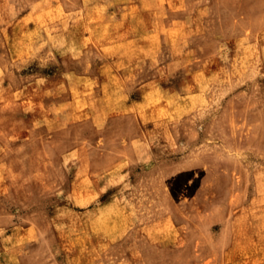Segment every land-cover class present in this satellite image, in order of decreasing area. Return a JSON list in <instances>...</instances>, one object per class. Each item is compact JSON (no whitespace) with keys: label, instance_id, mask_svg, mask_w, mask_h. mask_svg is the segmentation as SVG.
<instances>
[{"label":"rangeland","instance_id":"1","mask_svg":"<svg viewBox=\"0 0 264 264\" xmlns=\"http://www.w3.org/2000/svg\"><path fill=\"white\" fill-rule=\"evenodd\" d=\"M122 3L176 28L160 60L177 70L142 63L140 112L98 126L81 98L116 86L100 63L117 49L88 44L102 81L49 108L80 69L64 4L0 0V264H264V0Z\"/></svg>","mask_w":264,"mask_h":264},{"label":"crops","instance_id":"2","mask_svg":"<svg viewBox=\"0 0 264 264\" xmlns=\"http://www.w3.org/2000/svg\"><path fill=\"white\" fill-rule=\"evenodd\" d=\"M120 1L121 0H32L34 3L48 2L56 4V6L58 3L64 4L61 5L62 11L60 15L68 20V25L70 23V35L74 40L71 49V51L74 52L71 54V57L73 59H80L79 70L70 67L62 73L65 77L64 91H60L58 94L55 90L44 92L42 99L45 100L43 102L46 106L50 108L51 105H60L65 107L64 113H71V111H67V109H70L71 100L74 98L72 96V87L70 84L74 82L77 77H80L83 81H102V73H89V68L93 65L92 63L86 62L84 66L81 61L84 57L86 47L90 43L94 45L97 44L101 48L113 47L118 51V54L114 55V59L111 62L104 61L100 63L101 68H105L108 73L110 72L108 74V79H112L110 82L116 84V86L110 87L107 91L100 90L97 93L98 96L87 94L81 98L91 101L92 104L89 107L92 108L91 114L95 116L93 118L94 123L98 126L103 125L106 121L105 116L110 114L140 112L137 108L140 104L142 105L145 103V100L155 90L153 89L152 91L148 89V84L155 80L153 77L138 79V74H140V70L142 69V63L145 64L150 60L156 61V65H158L159 68L157 69V73L159 70L161 71V69L162 72H175L177 70L170 69L175 62L173 58L166 62L160 60L163 38L162 33L168 34L176 28L173 26L167 28L168 21H164L165 18L163 17L155 19L154 16H152L154 14L152 11L144 13L151 16V22H144L143 24L136 25V19L143 18L144 14L136 15L132 12V8L137 6L133 3H122V5H118ZM88 3H92L93 5L87 6ZM57 17L58 16H55L54 18ZM94 17L108 20L109 23H107V27L106 24L102 26L101 23L91 22ZM153 19H155V21ZM73 20H79L78 30L73 29L72 25L76 23ZM57 24L58 23H56V26L59 25ZM117 24H120V27L113 28V26ZM51 27L52 24L49 29H51ZM121 27H123V29H121ZM141 41H144L145 44H140ZM132 51L135 52L133 53ZM132 83H134V88L131 90L128 84L131 85ZM145 86H147L146 89L144 88ZM173 90L174 89H170L167 86L160 85V88L158 87L156 91H158L161 98H164L165 96L174 94ZM108 95L113 97L109 102H106L104 100H107ZM56 99L59 101H56ZM131 146L134 145L132 144ZM136 155L139 156L143 154L139 152ZM132 161L134 162V160ZM135 161L137 162L136 159ZM33 229L34 235H36V227L34 226Z\"/></svg>","mask_w":264,"mask_h":264}]
</instances>
